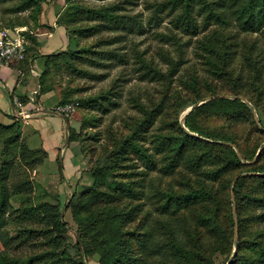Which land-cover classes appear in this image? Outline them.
Here are the masks:
<instances>
[{
    "label": "rangeland",
    "instance_id": "obj_1",
    "mask_svg": "<svg viewBox=\"0 0 264 264\" xmlns=\"http://www.w3.org/2000/svg\"><path fill=\"white\" fill-rule=\"evenodd\" d=\"M70 1L115 17L0 0L3 27L70 29L47 80L84 158L61 186L0 127V264H264V16L249 0Z\"/></svg>",
    "mask_w": 264,
    "mask_h": 264
},
{
    "label": "crops",
    "instance_id": "obj_2",
    "mask_svg": "<svg viewBox=\"0 0 264 264\" xmlns=\"http://www.w3.org/2000/svg\"><path fill=\"white\" fill-rule=\"evenodd\" d=\"M48 25L51 29L35 32L36 44L30 45L33 48L24 33L27 24L14 29L5 26L23 35L26 56H31L26 69L18 66L21 60L13 68L0 67V123L18 122L20 139L42 156L36 171L57 179L62 186L63 181L70 184L79 178L84 158L81 150L74 148L77 141H70L68 137V127L76 129L72 117L68 116L69 111L57 109V106L64 105L59 103L57 87L54 85L51 89L41 90L43 55L56 51L60 45L61 49L64 48L69 40L63 26H55L52 22Z\"/></svg>",
    "mask_w": 264,
    "mask_h": 264
},
{
    "label": "trees",
    "instance_id": "obj_3",
    "mask_svg": "<svg viewBox=\"0 0 264 264\" xmlns=\"http://www.w3.org/2000/svg\"><path fill=\"white\" fill-rule=\"evenodd\" d=\"M180 1L182 0H172V2L176 5L178 4ZM185 3H184V6H189L192 2V0H184ZM194 1V0H193ZM261 0H249V2L247 3V5H250L248 8H244L242 10V14H245V13H249V12H252L253 14H255L253 17H257L256 16V13L258 12L259 15L258 17L261 18L264 16V8L263 6H258L260 3ZM76 2L75 1H70L68 0V5L66 6L65 10H64V13H67L68 15H74L78 12H81V14H86L88 15V17L90 18H99L101 20H108V19H112L115 17V14H114V11H115V8H116V5L113 4V5H110V6H102L100 8H89V7H83V6H80L78 4H75ZM206 2L205 0H198V4L199 5H204ZM26 7L28 3H24ZM215 4H220V5H223V6H226L225 2H223L222 4L219 3V2H215ZM258 6V9H253V10H250L252 7H256ZM81 7V8H80ZM211 13H214V17H218V13L216 11L213 10V8L211 7L210 10H209ZM208 11V12H209ZM257 11V12H256ZM256 12V13H255ZM91 15V16H90ZM185 15V14H184ZM180 16V14L177 15V18ZM185 16H188L187 14ZM254 20V19H253ZM66 23H68L66 20H65V25ZM186 24H184V29H188L187 27H189L191 24L188 23V22H185ZM23 24H27L26 23H23ZM28 25V24H27ZM2 26V25H0ZM89 28L91 29H95V26H89ZM66 31L70 32V29L67 28ZM84 31H85V28H84ZM26 34V37L29 39V46L32 44H36V38L34 35H31L29 33H25ZM28 46V49L31 47L33 48L32 46L29 47ZM82 51V50H81ZM72 56H79L81 52H78V50L76 51H72V52H69ZM58 55V52H52V53H49V54H46V55H43L44 56V72L41 74L42 78H43V81L41 83V90L42 91H45L46 89H51L53 87V83L51 82H48L49 80H47V72L49 70V67L51 65V58L53 56H56ZM31 55H28V56H25V58L23 60H21L19 63H18V66L19 67H23V68H27L28 66V63H29V57ZM46 80V81H45ZM216 101H221V102H230L229 99H224V98H218V100L216 99ZM59 103H64V101H62L61 99V96H60V99H59ZM68 117L66 116V119ZM0 127H4L6 129H10L12 130V136L15 137V140H23V139H20L19 137V126H18V122H14L13 124H1L0 123ZM4 128H1L2 130H4ZM75 129L73 127H68V137H69V140H76L79 138V134L78 132H76V135H75ZM24 142V140H23ZM25 143V142H24ZM25 146H26V149H28V151L36 156H38V159L36 160V165L41 161V155L35 151L34 149H31L26 143H25ZM233 156H232V159L235 161V162H238L240 163L241 165L244 164V163H241L240 162V159L238 158L237 154L231 150ZM259 155V154H258ZM91 176V175H90ZM264 202V200H263ZM67 218H72V213L68 212V216ZM66 221V220H65ZM60 223H62V221L59 220ZM262 255V254H261ZM234 259L230 262V264L233 262V264H235V262L237 260H235V258L237 257V254H235L234 256ZM227 258L228 257H225L221 262H219V264H224L226 261H227ZM15 263H18V264H24L22 263V260H13Z\"/></svg>",
    "mask_w": 264,
    "mask_h": 264
},
{
    "label": "built area",
    "instance_id": "obj_4",
    "mask_svg": "<svg viewBox=\"0 0 264 264\" xmlns=\"http://www.w3.org/2000/svg\"><path fill=\"white\" fill-rule=\"evenodd\" d=\"M16 32V31H15ZM26 56V43L21 33L0 26V67L13 68ZM68 104L57 106L58 110L69 111Z\"/></svg>",
    "mask_w": 264,
    "mask_h": 264
}]
</instances>
